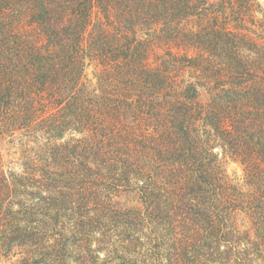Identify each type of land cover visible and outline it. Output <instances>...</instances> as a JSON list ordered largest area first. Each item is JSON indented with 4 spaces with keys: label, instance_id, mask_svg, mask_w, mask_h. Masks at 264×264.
<instances>
[{
    "label": "trees",
    "instance_id": "trees-1",
    "mask_svg": "<svg viewBox=\"0 0 264 264\" xmlns=\"http://www.w3.org/2000/svg\"><path fill=\"white\" fill-rule=\"evenodd\" d=\"M148 247L264 248V1L0 0V257Z\"/></svg>",
    "mask_w": 264,
    "mask_h": 264
},
{
    "label": "rangeland",
    "instance_id": "rangeland-1",
    "mask_svg": "<svg viewBox=\"0 0 264 264\" xmlns=\"http://www.w3.org/2000/svg\"><path fill=\"white\" fill-rule=\"evenodd\" d=\"M264 0H261L263 2ZM93 69V68H92ZM93 70L89 69L88 74L91 78H93ZM18 143V141H16ZM9 145H14L15 148L18 147V151L20 152L22 149H24L20 143L17 144H10V139L5 138L3 141H1V152L4 155L5 161H9L8 152L10 153ZM8 150V151H7ZM228 173L233 176V178H240L243 176L242 170L239 168V166L233 162H230L227 165ZM244 226L249 227L250 232H253L254 230L251 227V224H245ZM261 233V237H262ZM145 243H150V241H147ZM156 243L151 242V246L155 245ZM169 253L162 252V250L156 249V247H148L143 248L141 250H137L136 252L132 254H126L124 258L121 260V257L115 256V255H106L103 254L101 256L102 259H106V264H158L157 260L161 258V260L166 259L167 255ZM259 254V255H258ZM258 254H255L252 258L251 264H264V248H262L261 252ZM166 255V256H165ZM19 263V257H0V264H18Z\"/></svg>",
    "mask_w": 264,
    "mask_h": 264
}]
</instances>
